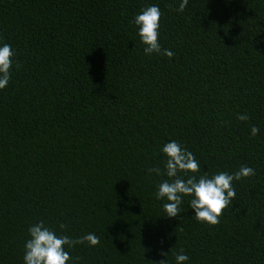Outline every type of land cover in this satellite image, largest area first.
Returning a JSON list of instances; mask_svg holds the SVG:
<instances>
[{"label": "trees", "instance_id": "1", "mask_svg": "<svg viewBox=\"0 0 264 264\" xmlns=\"http://www.w3.org/2000/svg\"><path fill=\"white\" fill-rule=\"evenodd\" d=\"M181 2L0 0L15 54L0 89V264H25L40 221L100 238L65 246L67 264H176L181 249L184 264H264V0ZM148 6L171 58L144 54L133 20ZM171 141L197 177L254 169L219 224L198 222L192 197L174 218L155 198L170 178L148 169L164 173Z\"/></svg>", "mask_w": 264, "mask_h": 264}, {"label": "clouds", "instance_id": "2", "mask_svg": "<svg viewBox=\"0 0 264 264\" xmlns=\"http://www.w3.org/2000/svg\"><path fill=\"white\" fill-rule=\"evenodd\" d=\"M187 4L188 0H182L177 10L183 12ZM161 15L158 6H148L134 17L133 23L138 26V36L145 45V55L158 53L171 58L174 53L169 49L162 50L158 39ZM14 55L9 44L5 43L0 46V89H4L11 79ZM16 67H20L18 62ZM237 119L247 121L249 116L239 114ZM258 133L259 128L253 126L252 136ZM162 152L167 157L164 173L158 167L149 168L148 172H154L157 175L166 174L170 178L159 184L158 191L154 195L157 200L166 198L167 203H164L163 209L166 216L172 218L180 214L183 197L188 196L192 197L189 206L194 210V216L198 222L209 225L219 224L223 211L232 204L236 197L233 181L255 175L253 168L242 166L234 174L220 172L209 177L205 173L197 177L194 174L200 171L199 161L177 141L165 144ZM180 173L184 175L181 176ZM190 173L192 175H189ZM66 227L65 224L59 225L61 230ZM28 231L30 239L25 244V264H67L72 257L65 250V246L72 248L75 245L87 243L94 247L100 243V238L94 233H88L78 239H72L67 235H57L56 231L45 226L43 221L30 226ZM167 254L168 252L162 253L166 257ZM188 259L183 249L175 256L176 264H184ZM159 264H168V262L161 260Z\"/></svg>", "mask_w": 264, "mask_h": 264}]
</instances>
